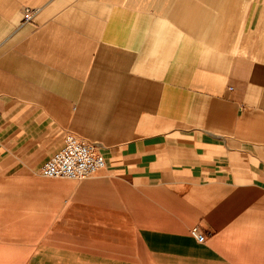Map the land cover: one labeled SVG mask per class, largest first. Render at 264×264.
Listing matches in <instances>:
<instances>
[{"label":"crops","instance_id":"crops-1","mask_svg":"<svg viewBox=\"0 0 264 264\" xmlns=\"http://www.w3.org/2000/svg\"><path fill=\"white\" fill-rule=\"evenodd\" d=\"M0 264H264V0H0Z\"/></svg>","mask_w":264,"mask_h":264},{"label":"built area","instance_id":"built-area-1","mask_svg":"<svg viewBox=\"0 0 264 264\" xmlns=\"http://www.w3.org/2000/svg\"><path fill=\"white\" fill-rule=\"evenodd\" d=\"M33 18V10L26 9L25 20ZM106 165L104 156L96 145L67 134L60 150L55 152L42 166L41 174L51 178L85 179L103 169ZM198 242L203 243L206 235L198 227L191 230Z\"/></svg>","mask_w":264,"mask_h":264}]
</instances>
